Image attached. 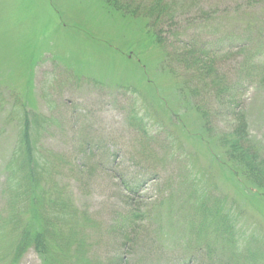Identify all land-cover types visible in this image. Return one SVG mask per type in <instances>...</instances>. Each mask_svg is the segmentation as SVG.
<instances>
[{
    "label": "rangeland",
    "instance_id": "374dc122",
    "mask_svg": "<svg viewBox=\"0 0 264 264\" xmlns=\"http://www.w3.org/2000/svg\"><path fill=\"white\" fill-rule=\"evenodd\" d=\"M105 1L0 0V189L16 136L7 122L9 111L21 102L33 111L49 114L47 107L56 105L51 116L58 125L50 137L46 136L49 147L65 155L75 169L87 170L89 166L93 171L88 187L79 185L83 181L76 182L83 191L78 196L79 205L88 207L99 220H107L120 201L115 186L119 184V174L115 170L122 169L124 176L144 181V200L138 205L142 210L151 209L153 234L151 231V247L144 248L147 257L143 261L157 264V222L165 246H173L169 252L174 258L181 256L189 234L184 228L186 212L173 211L171 216L167 209L157 210V206L174 191L183 198V188L190 183L185 163L189 156L194 157L191 163L196 165L193 174L199 178L207 174L221 195L238 203L245 213L248 233H258L256 240L251 239L250 248L264 256V193L248 186L227 166L223 154L211 151L208 141L202 142L203 122L193 102L200 100L204 111L210 113L213 131L231 127V118L224 115L225 109L210 88L197 85L201 94L193 99L182 93L181 81H176L164 67V53L149 33L147 22L125 16ZM174 1L183 7L175 21L182 26L179 32L185 37L180 39L185 44L199 39L215 41L217 37L211 39L215 27L216 35L220 28L222 38L230 33L245 36L251 24L252 30L247 32L264 42V0ZM199 10L214 13L206 35L195 27L203 21L194 20L201 17ZM165 30L164 36H169L170 29ZM169 40L177 42L173 37ZM236 46L237 43L233 47ZM242 58L236 51L219 54L216 71L230 84H242L238 93H242L248 111L250 133L264 147V87L254 89L251 82L241 81L237 72L241 71ZM139 108L155 125L149 126L154 140H149L147 156L143 155V136L131 123ZM83 139L92 142L91 146L96 143L95 150L88 146L85 149ZM88 156L96 159L89 160ZM99 161L104 164V172L97 168ZM157 174L160 180L151 181ZM176 202L178 199L173 201L174 210ZM2 208L0 198V211ZM111 241L105 227L94 233L90 240L93 256L109 257ZM261 259L250 264H264ZM21 264L46 263L30 251Z\"/></svg>",
    "mask_w": 264,
    "mask_h": 264
},
{
    "label": "trees",
    "instance_id": "16d2710c",
    "mask_svg": "<svg viewBox=\"0 0 264 264\" xmlns=\"http://www.w3.org/2000/svg\"><path fill=\"white\" fill-rule=\"evenodd\" d=\"M150 1L145 4L121 0L105 2L125 16L147 22L149 33L164 53V67L176 81H181L182 93L193 99L201 94L197 85H201L202 89H211L225 109L224 115L231 118L232 126L213 131L210 113L204 111L206 108L201 106L200 100L193 102L203 122L206 139L203 138L202 142L208 141L206 144L211 151L223 154L227 166L233 168L236 175L242 176L248 186L252 185L264 193V147L250 133L248 111L244 108L242 93H238L242 84L232 85L226 76L218 75L216 71L217 56L236 51L243 56L241 71L237 72L241 81H249L254 89L258 86L262 89L264 42L247 32L252 30L251 24L245 36L230 33L222 38L220 28L216 35L218 29L215 27L211 36V39L217 37L215 41L199 39L202 42L190 40L185 44L180 39L185 37V33L179 32L182 26L175 21L183 13L180 2ZM198 13L201 17L194 20L203 21L195 26L196 30L206 35L212 26L209 20L213 19L214 13L203 10ZM165 29H170L169 36H164ZM171 37L177 42L171 43ZM55 108L56 105L47 107L49 115L33 111L18 102V106H13L8 113L10 118L7 122L13 126L16 136L13 151L3 169L5 178L0 189L3 201L0 211V264H21L30 251L46 264H149L143 261L146 260L143 257L146 256L144 248L151 247L150 234L153 230L150 220L153 217L150 208L142 210L139 207L141 199L144 200L141 197L144 181L124 176L122 169L115 170L119 174V184L115 186L120 201L107 220H99L88 207L79 205L78 196L83 192L80 186L88 187V178L93 171L89 170V166H86L87 170L75 169L65 155L49 147L47 138L57 130L58 125L51 116ZM133 114L131 123L143 136L141 147L144 148L143 155L147 156L151 145L149 140H154L149 126L155 125L150 123L148 113H142V108L139 111L136 109ZM47 135L49 137L46 138ZM83 141L85 149L88 146L95 150L96 143L91 146L92 142ZM175 141L178 143L177 139ZM192 158L184 159L189 167L190 183L183 188V198H178L174 191L157 206V210L167 209L171 216L173 211L176 214L186 212L184 228L189 234L184 239L181 256L174 258L173 252H169L173 246H165L166 241L162 240L157 222V264H237L239 260L241 264H250L256 259L262 260L264 256L250 248L251 239L256 240L258 233H248L245 213L236 201H230L219 193L207 174L200 178L198 174H193L196 165L191 163ZM103 166V162L99 161L98 170H102ZM160 176L154 175L151 181L160 180ZM78 180L83 181L80 186L76 184ZM175 199H178L175 203L178 207L175 206L174 210L172 204ZM157 219H160L158 215ZM104 227L112 236V252L102 259L93 256L90 240ZM225 256L227 260H224Z\"/></svg>",
    "mask_w": 264,
    "mask_h": 264
}]
</instances>
